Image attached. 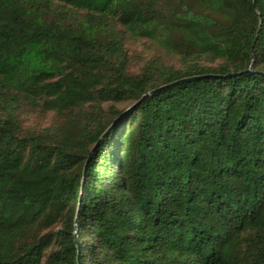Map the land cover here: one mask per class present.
Listing matches in <instances>:
<instances>
[{
  "label": "trees",
  "instance_id": "obj_1",
  "mask_svg": "<svg viewBox=\"0 0 264 264\" xmlns=\"http://www.w3.org/2000/svg\"><path fill=\"white\" fill-rule=\"evenodd\" d=\"M260 73L264 0H0V264H264Z\"/></svg>",
  "mask_w": 264,
  "mask_h": 264
},
{
  "label": "rangeland",
  "instance_id": "obj_2",
  "mask_svg": "<svg viewBox=\"0 0 264 264\" xmlns=\"http://www.w3.org/2000/svg\"><path fill=\"white\" fill-rule=\"evenodd\" d=\"M126 105H128V103L125 104L121 103L118 105V107L122 108ZM27 113L29 114V115L27 114L29 117H25V119L23 120V125L28 128L30 127L38 128L40 126H43L47 123L49 119V116L41 117L39 115H35L34 113H30V112Z\"/></svg>",
  "mask_w": 264,
  "mask_h": 264
},
{
  "label": "water",
  "instance_id": "obj_3",
  "mask_svg": "<svg viewBox=\"0 0 264 264\" xmlns=\"http://www.w3.org/2000/svg\"><path fill=\"white\" fill-rule=\"evenodd\" d=\"M247 72H251V69L249 68V69H247L246 70ZM262 76H264V73H260ZM180 80H178V81H174V82H172V83H170V84H168V85H173V84H176V83H178ZM134 108V105H131V106H129V107H127L117 118H115V120H114V122L111 124V126L112 125H114L117 121H119V119L126 113V112H128L129 110H131V109H133ZM106 133V132H105ZM92 152H93V150H91V152H90V154H92ZM89 162V159L85 162V165L87 164ZM75 242H76V245H77V238H76V236H75ZM78 247V246H77ZM78 259H79V250L77 249V261H78ZM78 264H79V262H78Z\"/></svg>",
  "mask_w": 264,
  "mask_h": 264
}]
</instances>
